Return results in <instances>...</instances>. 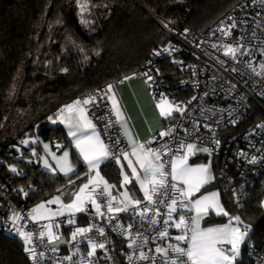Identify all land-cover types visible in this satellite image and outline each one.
<instances>
[{
  "label": "trees",
  "instance_id": "1",
  "mask_svg": "<svg viewBox=\"0 0 264 264\" xmlns=\"http://www.w3.org/2000/svg\"><path fill=\"white\" fill-rule=\"evenodd\" d=\"M239 1L0 0V180L12 199L24 207H34L53 194L71 199L87 174L74 150L70 152L77 168L68 177L35 162L41 141L67 142L63 128L49 117L95 88L134 75L170 44L153 17L198 33ZM158 63L167 77L172 69L164 61ZM23 140L34 144L24 145ZM214 169L215 163L214 182L203 191L218 190L226 211L251 226L241 250L246 256L249 244L264 246V173L238 207L228 183ZM100 171L118 180L114 161L105 162ZM246 259L236 264H250ZM0 264H28L24 243L1 232Z\"/></svg>",
  "mask_w": 264,
  "mask_h": 264
},
{
  "label": "built area",
  "instance_id": "2",
  "mask_svg": "<svg viewBox=\"0 0 264 264\" xmlns=\"http://www.w3.org/2000/svg\"><path fill=\"white\" fill-rule=\"evenodd\" d=\"M153 19L170 44L157 51L134 75L145 80L155 101H159L163 95L184 111L173 113L165 119L162 131L171 130V135L161 138L159 133H155L140 142L153 141L150 146L157 149L168 144L173 152L179 147V141L195 143L198 149L209 147L211 155H206L215 163L216 176L228 183L231 199L239 207L264 173V127H261L264 125V73L257 75L261 72V65H264V0H240L207 29L198 33L176 29L169 23L165 27L166 22L155 17ZM225 32L231 34L225 35ZM225 45L240 48L235 59L224 55ZM159 61H164L172 69L167 77H163ZM148 76L152 79H148ZM120 80L108 85H115ZM108 85L95 88L79 96L76 101L93 95L97 97L95 104L87 106L88 114L96 123L101 139L116 155H120L121 150L128 151L129 148L108 99L104 97ZM109 121L111 124L106 128ZM216 140L219 145L214 143ZM253 157L256 162L250 163ZM12 158L15 160L17 156L13 155ZM168 159V156L164 157L165 161ZM0 198V232L22 241L25 248L36 250L35 261L25 251L28 264H79L82 259H89L88 241L82 236H78L76 241L71 240L70 234L75 225L68 224L69 217L33 222L28 218L33 207L17 204L1 180ZM100 202L104 203L103 198ZM159 207L161 216L157 219L161 222L157 225L150 223L152 213L141 219L131 208L111 220L106 208L103 209L105 216L98 217L91 206L81 214L82 218L76 216L77 225L96 226L86 234L89 239L105 244L104 249L97 248L90 258L92 264H130L128 256L134 252L138 255L139 251L147 253L149 260L141 261L134 257L131 264H152V257L156 258L155 264H162L163 257L155 253V247L176 243L171 237L179 235L180 231L169 228V238L162 240L158 237L157 232L165 227L163 219H166L167 212L164 205ZM13 211L24 217L15 228L7 222ZM182 214L191 215L186 211ZM173 217L178 218L175 213ZM49 223L59 225V228L54 227V231L60 235L56 251L51 250L54 246L48 243L46 237H39L43 225ZM117 224L122 225L123 229L132 225L130 231L133 238H137V232L140 233L138 247H128V232L114 229L113 226ZM97 227L104 229L103 235L99 234ZM17 229L34 234L31 245L25 244ZM145 237L148 243L141 246ZM41 252L44 253L43 257L39 255ZM67 256H72L71 262L64 259ZM246 256L250 264H264V246L249 244Z\"/></svg>",
  "mask_w": 264,
  "mask_h": 264
},
{
  "label": "snow or ice",
  "instance_id": "3",
  "mask_svg": "<svg viewBox=\"0 0 264 264\" xmlns=\"http://www.w3.org/2000/svg\"><path fill=\"white\" fill-rule=\"evenodd\" d=\"M83 9L84 5L82 4L81 10L83 11ZM164 26L168 27V24L165 23ZM232 27H235V25H232ZM230 34V32H225V35ZM213 47H216V45H213ZM224 48V55L231 56L233 59L236 58V53L240 51L239 47L231 45H225ZM167 50L165 49V51ZM261 73H264V65H261V72L257 73V75ZM125 79H129V77H125ZM148 79H152V77L148 76ZM109 93H112V95H109ZM104 97L111 102V112L115 115L116 121H124L119 102L114 94L113 85L107 86ZM96 102L97 97L95 95L89 96L82 101L77 100L61 108L57 113V119L49 117L53 123L59 120L67 128L68 137L71 138L79 157L87 165V182L79 186L78 190L72 194L69 203L65 204L60 195L55 196L51 200L34 206L30 210L28 218L38 223L41 220L51 221L53 217L67 213L69 216L67 222L72 225L75 224V214L88 211L89 206H91L98 217L105 216L103 209L106 208L110 220L131 208L141 219L148 217V214L152 213L150 223L157 225L161 222L157 219V217L161 216L159 205H164L167 209L166 219H163L165 227L157 232L158 237L162 240L169 238L168 229L173 227L178 229L180 234L171 237L176 243H169L167 246L157 245L155 247V253L163 257L162 264H236L237 257L240 255L241 245L248 238L251 226L245 224L240 216H229V213L225 211L220 203V194L218 192H211L193 199L201 188L214 179L210 170L211 162L195 167L189 165V157L195 154L197 145L179 141V147L175 152L172 151L168 144L162 145L159 149L153 148L150 146L153 141L137 142L126 122H123L121 127L127 137L130 150H121L120 155H116L109 145L101 139V133L97 131L96 123L93 122V118H90L88 114L87 106ZM156 107L162 117H171L174 111H184V109L174 105L163 95H161ZM109 124H111V121L105 127L107 128ZM261 127H264V125ZM169 135H171V130L159 133L161 138ZM21 143L27 145L29 141L23 140ZM214 143L219 145L218 140L214 141ZM44 148L48 150L49 145L45 144ZM199 150L209 155H211L212 151L209 147H203ZM50 154L53 160L56 161V166L53 167L45 159V168L50 169L52 172H55L58 168L66 176L76 171L69 161L70 154L68 151H64L60 157H57L55 153ZM165 156L169 157L167 161L164 160ZM109 158L115 159L116 163L121 166L123 177L121 188L124 190L119 193V196L113 195V189L116 186L109 184L99 172L100 165ZM121 160L127 162V168L131 170L130 175L124 172V164L121 163ZM249 162L255 163L256 158L253 157ZM11 171L16 172L17 169L13 167ZM93 172L95 175H92ZM133 179L139 185L143 199L134 198L133 194L127 190L126 186L132 183ZM101 198L104 200L103 204L100 202ZM53 204L58 205L55 210L48 207ZM185 211L194 213V215L182 214ZM210 212L216 215L229 216L228 223L219 227L201 228V221ZM174 213L178 218L173 217ZM23 219L24 217L19 212L13 211L7 222H10L15 228L17 223ZM54 227L59 228V225L52 223L43 225V230L39 232L41 239L46 237L48 243L54 245L51 249L52 251L57 250L55 245L57 241H60V235L54 231ZM94 227L96 226L76 227L70 234L72 241H76L78 236L84 237L90 247L87 253L89 259L87 261L82 259L79 264H92L90 258L95 255L97 248H105L104 243H96L87 237L86 234L91 232ZM131 227L132 225H129L128 229H123L120 224L113 226L114 229H122L128 232V247L135 249L138 247L137 238H139L140 233L137 232V238H133L130 231ZM17 231L26 245L32 244L33 233L19 229ZM97 231L100 235L104 234L103 228L97 227ZM147 243L148 238L145 237L141 241V246ZM182 244H186V246H182ZM25 251L32 255L34 261L36 260V250L34 248L26 247ZM39 255L43 257L44 253L41 252ZM134 257L141 261L149 260L148 254L144 251H139L138 255L134 252L133 255L128 256L130 264ZM64 259L71 262L72 256L64 257ZM151 259L152 264H155L156 258L152 257Z\"/></svg>",
  "mask_w": 264,
  "mask_h": 264
},
{
  "label": "crops",
  "instance_id": "4",
  "mask_svg": "<svg viewBox=\"0 0 264 264\" xmlns=\"http://www.w3.org/2000/svg\"><path fill=\"white\" fill-rule=\"evenodd\" d=\"M113 89H114L115 97L119 102L120 109H121L123 116H124V121L117 122V124H118V127L123 134V137H124L127 145H128L127 137L124 135V130L121 127V123H123V122H126L127 127L131 130V132H132V134H133V136L137 142H140V141L148 138L152 134L160 133L162 131L164 121L168 117H162L160 115L159 109L156 107V105L159 101H155L153 99V96H152L150 90L146 86L145 80L141 76L132 75V76H129V79L123 78L117 84L113 85ZM109 95H112V93H109ZM108 102L111 106V102L109 100H108ZM72 103L73 102L66 103L61 108H63L66 105L72 104ZM59 110L57 111V113L59 112ZM57 113L54 115L53 119H57ZM53 124H58L63 128L65 135H66V138H67V142L51 144L47 141H41L40 142V146H41L40 153L43 151V144L44 143L49 145V149L45 152L46 157L48 159H50V157L52 156L50 153H54V152H50L51 150L56 151L55 153H56L57 157L60 156L58 153H61L62 150H68V152L70 154L69 155V161L76 170L77 165L73 161V159L71 158V152H70V149H73L74 152L76 153L78 161L80 162V164H82L84 166L86 173H87L84 181L82 182V183H84L85 180L87 179V175H88L87 165L83 162L82 158L79 157V154H78L77 150L75 149L71 138L68 137V135H67L68 130L64 126V124H61L59 122V120H57V122L53 123ZM29 142L34 144V140H29ZM57 145H59V147H57ZM38 160H39V162H37ZM108 160H112L115 162V166H116L117 171H118V180L117 181H112V180L107 179L105 176H103V174L100 171L101 165H103ZM108 160H105L100 165L99 172H100V175L109 184L116 186L113 189V195L119 196V193L124 190L123 188H121V183H122V179H123L122 174H121V166L116 163L115 159L109 158ZM35 162L42 169H44V170H46L52 174H59L63 177H68V176L73 174V173H70L69 175L66 176V175H64V173L60 172L58 168L55 172H52L50 169H47L44 167V160L39 159V156ZM209 162H211V169L210 170L212 172V175L214 176L213 163L207 157L206 152H202L197 148L195 150V154L191 155L189 157V160H188L189 165L194 166V167L198 166V165H202V164H208ZM121 163L124 164V169H123L124 172H127L130 175L131 170L127 168V162L121 160ZM51 165L53 167H55V165L53 163H51ZM92 175H95V173L93 172ZM214 179H215V176H214ZM214 179L210 183L214 182ZM126 188L130 193L133 194L134 198L143 199V194L139 189V185L135 182L134 179H133L132 183H130L126 186ZM203 188H201L200 192L196 193V195L193 197V199H196V198L200 197L201 195H205V194H208L211 192H218V190H216V189H210V190L203 191ZM219 199H220V195H219ZM220 203H221V199H220ZM221 205L223 206L222 203H221ZM223 208H224V206H223ZM225 211H226V209H225ZM191 215H194V213H191ZM229 216H231V215L229 214ZM229 216L216 215L215 213L210 212V214L208 216H206L201 221V228L223 226L224 224L228 223ZM209 218H212V219L213 218H220L221 220H218V221L208 220ZM51 245L54 246L53 244H51ZM58 245H59V242L58 243L56 242L55 246H58Z\"/></svg>",
  "mask_w": 264,
  "mask_h": 264
},
{
  "label": "rangeland",
  "instance_id": "5",
  "mask_svg": "<svg viewBox=\"0 0 264 264\" xmlns=\"http://www.w3.org/2000/svg\"><path fill=\"white\" fill-rule=\"evenodd\" d=\"M175 105V104H174ZM173 113H176L175 111L173 112ZM44 145H45V143L43 144V151L40 153V155H39V159H42V160H45V159H47L48 160V162H49V164L51 165V163H53L55 166H56V161L55 160H53V158H52V156L50 157V159H48L47 157H46V154H45V152L47 151L45 148H44ZM50 151V150H49ZM64 151H68V150H62L61 151V153H58L60 156H62L63 155V152ZM50 152H56V151H50ZM56 154V153H55ZM59 156V157H60ZM51 161V162H50ZM37 162H39V160L37 161ZM87 182V179L85 180V182L84 183H86ZM83 184V183H82ZM81 184V185H82ZM81 185H79V186H81ZM79 186L76 188V190H74V192H76L77 190H78V188H79ZM73 192V193H74ZM72 193V194H73ZM59 194H53V195H51L48 199H46V200H44V201H41V202H46V201H48V200H51L52 198H54L55 196H58ZM61 196V195H60ZM72 196V195H71ZM61 198H62V196H61ZM72 198V197H71ZM71 200V199H70ZM70 200H68V201H65V200H63V198H62V201L65 203V204H67V203H69L70 202ZM41 202H39V203H41ZM39 203H37L36 205H38ZM35 205V206H36ZM263 206H264V203H263ZM48 207H50V208H52L53 210H55L57 207H58V205H55V204H53V205H49ZM84 212H81V213H77V214H75V226H74V229L76 228V227H82V226H79V225H77V220H76V216H78V215H80V214H83ZM57 217H69L68 216V214L67 213H65V215H62V216H57ZM57 217H53V218H57ZM235 223V222H234ZM241 227H242V225H241ZM244 245V244H243ZM243 245H241V248H240V255L237 257V260L238 259H241V258H243V260H247L246 258H247V256H245V255H243L242 256V252H241V250H242V246Z\"/></svg>",
  "mask_w": 264,
  "mask_h": 264
}]
</instances>
